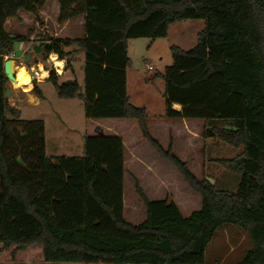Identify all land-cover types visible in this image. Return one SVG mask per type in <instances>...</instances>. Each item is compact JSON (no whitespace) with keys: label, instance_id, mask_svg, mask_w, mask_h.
I'll use <instances>...</instances> for the list:
<instances>
[{"label":"trees","instance_id":"1","mask_svg":"<svg viewBox=\"0 0 264 264\" xmlns=\"http://www.w3.org/2000/svg\"><path fill=\"white\" fill-rule=\"evenodd\" d=\"M48 0H0V261L101 264H204L205 251L226 224L247 232L251 247L239 264H264V0H56L58 22L83 18L79 40L50 39V53L76 46L83 85L50 82L60 99L83 102L89 120H134L141 137L200 195L183 217L168 199L151 201L137 183L146 211L133 225L123 217L124 148L117 136H84L82 157L45 154L42 122L19 120L5 91L4 58L15 43L5 32L20 11L38 16ZM203 19L195 47H170L163 75L168 120L203 121L202 138L242 148L214 162L240 180L235 193L198 179L169 146L147 131L144 108L126 89L128 41L165 39L170 26ZM33 80V91L42 94ZM180 105L174 109L173 105Z\"/></svg>","mask_w":264,"mask_h":264},{"label":"rangeland","instance_id":"2","mask_svg":"<svg viewBox=\"0 0 264 264\" xmlns=\"http://www.w3.org/2000/svg\"><path fill=\"white\" fill-rule=\"evenodd\" d=\"M58 14L57 1L48 0L37 17L20 11L17 18L6 21L5 32L8 35L31 38L27 42H20L23 43L20 49L15 47L14 55L17 59L13 60L14 68L23 65L28 74L34 76L33 69L39 72L38 65H41L44 71L55 73L59 84L75 79L83 85L84 57L76 46L63 49L66 54L63 60L66 64L60 75L54 71V64L50 62L49 56L44 59V46L50 39L79 40L84 36L81 16L59 23ZM204 26L203 19L182 21L169 27L165 39L130 40L128 58L131 65L126 71V89L131 105L145 109L147 131L164 149L170 145L172 152L187 164L190 172L198 179L205 178L216 189L235 193L240 176L228 172L214 160L233 159L242 152V148H232L214 139L204 140L202 121L188 123L185 120L164 118V81L159 75H163L165 69L172 64L170 47L191 50L196 45L197 34ZM29 42L39 47L38 53L33 52ZM26 58L28 60L25 62ZM47 78L36 83L43 96L39 99V104L29 103V96L37 97L33 91L32 80L28 92L23 88L14 89L12 82L7 81V89L10 91L7 100L11 108L20 111L19 120L42 122L47 157H82L84 136H122L126 141L123 217L127 222L138 225L146 216L145 207L135 193V183L151 201H173L185 218L199 210L200 195L191 190L176 169L161 159L148 145L141 137L134 120L86 119L83 102L78 99L58 98L54 86ZM250 247L247 232L234 225H223L207 246L204 264H239ZM0 264L80 263L0 261Z\"/></svg>","mask_w":264,"mask_h":264},{"label":"clouds","instance_id":"3","mask_svg":"<svg viewBox=\"0 0 264 264\" xmlns=\"http://www.w3.org/2000/svg\"><path fill=\"white\" fill-rule=\"evenodd\" d=\"M49 60L50 62H52L53 64L57 66L58 73H62V70L66 64V61L60 60L59 54L56 52H52L49 54ZM33 71H35V69H33ZM41 72H42V75L38 74L37 78L42 81L49 76V73L46 71H43L42 66H41ZM31 79H32V76L28 74V71L25 68H21L19 71V75H18L19 83L16 85V87H20L21 85H29V88L25 89V91L26 92L30 91ZM29 103L39 104V98L35 96H29ZM173 107L178 109L180 105L174 104Z\"/></svg>","mask_w":264,"mask_h":264},{"label":"water","instance_id":"4","mask_svg":"<svg viewBox=\"0 0 264 264\" xmlns=\"http://www.w3.org/2000/svg\"><path fill=\"white\" fill-rule=\"evenodd\" d=\"M33 52L34 53H38L39 52V47L38 46H34L33 47ZM29 58V56H27ZM28 58H26L25 62L28 60ZM14 61L9 59V60H5L4 65H3V71H4V75L6 77V79L10 82H14L15 81V77H14ZM10 96V91L9 89H6L5 91V97H9Z\"/></svg>","mask_w":264,"mask_h":264},{"label":"bare ground","instance_id":"5","mask_svg":"<svg viewBox=\"0 0 264 264\" xmlns=\"http://www.w3.org/2000/svg\"><path fill=\"white\" fill-rule=\"evenodd\" d=\"M54 66L57 68V66L55 64H54ZM38 67H39V73H40V75H42L41 65H38ZM21 68H25V67L23 65H19V66H16L15 68H13L15 81L12 82V84H13V88L14 89H16V88H23V90L25 91V89H28L29 88V85H21L20 87H16V85L19 83V81H18V75H19V71H20Z\"/></svg>","mask_w":264,"mask_h":264},{"label":"crops","instance_id":"6","mask_svg":"<svg viewBox=\"0 0 264 264\" xmlns=\"http://www.w3.org/2000/svg\"><path fill=\"white\" fill-rule=\"evenodd\" d=\"M28 40H31V38H29ZM129 42V41H128ZM22 45H23V43H15V45H14V49H13V53H14V50H15V47L17 46V48H21L22 47ZM32 46V47H34L30 42H29V46ZM40 83V82H39ZM174 109H177V108H174ZM179 109V108H178ZM111 120H118V119H111ZM120 120H124V119H120ZM189 121H200V120H185V122H188V123H190ZM202 123H203V121H202ZM117 137H119L121 140H122V144H123V148H124V166H125V162H126V160H125V155H126V141H125V139H123V137L122 136H117ZM170 146V145H169ZM134 159L136 160L137 158L134 156ZM125 174V173H124ZM123 178H124V176H123ZM143 204V203H142ZM201 206V205H200ZM200 209V208H199Z\"/></svg>","mask_w":264,"mask_h":264},{"label":"built area","instance_id":"7","mask_svg":"<svg viewBox=\"0 0 264 264\" xmlns=\"http://www.w3.org/2000/svg\"><path fill=\"white\" fill-rule=\"evenodd\" d=\"M9 59H11V60H16L17 58L15 57V55H14V53L12 52L9 56H6L5 58H4V60H9ZM38 71H39V69H38ZM54 71L58 74V75H60L61 73H58V71H57V68L54 66ZM62 72H63V70H62ZM33 74H34V76H32V81L33 80H37V81H41V80H39L38 78H37V76H38V74H39V72H37V71H33ZM36 81V82H37ZM43 81V80H42ZM38 82V83H39Z\"/></svg>","mask_w":264,"mask_h":264}]
</instances>
